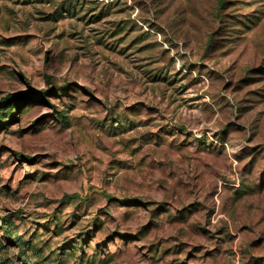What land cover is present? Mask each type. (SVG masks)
<instances>
[{"label":"rangeland","instance_id":"rangeland-1","mask_svg":"<svg viewBox=\"0 0 264 264\" xmlns=\"http://www.w3.org/2000/svg\"><path fill=\"white\" fill-rule=\"evenodd\" d=\"M8 95L0 264H264V0H0Z\"/></svg>","mask_w":264,"mask_h":264},{"label":"trees","instance_id":"trees-1","mask_svg":"<svg viewBox=\"0 0 264 264\" xmlns=\"http://www.w3.org/2000/svg\"><path fill=\"white\" fill-rule=\"evenodd\" d=\"M64 88H68V85H66ZM19 98L28 100L32 98V95H25L23 97L8 95L7 97H5L0 101V126L4 124L9 118L10 120H15L18 118L19 107L15 104V102ZM3 223L5 225V232L8 233V237H10V239L13 237L18 241L17 243L20 247V250L18 251L19 252L18 258H20L22 255L26 257L27 251H32L33 253L40 256L41 253L40 248H36L35 245L32 243V241L27 239H21V237L16 235L13 230L7 229L8 226L12 225V222L11 220H8L6 216H3ZM45 259H46L45 256H43L41 261L39 260V258L34 260L32 257H27L24 258L23 264H53L54 262L53 260H51L50 262H45L44 261Z\"/></svg>","mask_w":264,"mask_h":264}]
</instances>
